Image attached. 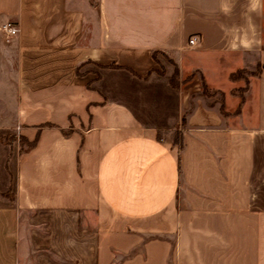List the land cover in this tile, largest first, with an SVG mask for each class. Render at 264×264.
Returning a JSON list of instances; mask_svg holds the SVG:
<instances>
[{
  "label": "crops",
  "instance_id": "1",
  "mask_svg": "<svg viewBox=\"0 0 264 264\" xmlns=\"http://www.w3.org/2000/svg\"><path fill=\"white\" fill-rule=\"evenodd\" d=\"M246 3L0 0V264H264V12L251 50L226 34Z\"/></svg>",
  "mask_w": 264,
  "mask_h": 264
},
{
  "label": "clouds",
  "instance_id": "2",
  "mask_svg": "<svg viewBox=\"0 0 264 264\" xmlns=\"http://www.w3.org/2000/svg\"><path fill=\"white\" fill-rule=\"evenodd\" d=\"M234 7V0H221V11L225 15H230ZM262 12H264V0H247L245 10L242 13L246 21L245 25L226 29V34L230 37L228 46L232 51L251 50L261 43L258 39L257 26L253 16L260 15Z\"/></svg>",
  "mask_w": 264,
  "mask_h": 264
},
{
  "label": "rangeland",
  "instance_id": "3",
  "mask_svg": "<svg viewBox=\"0 0 264 264\" xmlns=\"http://www.w3.org/2000/svg\"><path fill=\"white\" fill-rule=\"evenodd\" d=\"M7 41V40H6ZM9 67V65L7 66V68ZM255 70H253L252 72H254ZM250 71H242V72H240L239 73V76H244V77H246V75L247 74H250L249 73ZM173 81V83L174 84H179V82H180V78L177 76V77H175L174 76V78L171 80V82ZM227 83H230L226 78H223L222 79V81L220 82V85L222 84L223 85V88H225L226 86V84ZM0 93H2L1 92V89H0ZM203 93L204 94H206V95H208L209 97L206 99V101L208 102V103H211V104H213L214 106H216L218 109H219V111L221 112V114H223V115H226L227 113L226 112H229L228 114L229 115H234V112H235V109H231V107H233L235 104H236V102H235V100L234 99H230L229 98V96L227 97V99H226V104H227V109H230V111H232V112H230V111H227V109L225 108V106L223 105V100H222V97H221V95L220 94H218L217 93V91H215V92H210V90H208L207 88L206 89H204V91H203ZM239 93H240V91H239ZM0 103H5L6 104V102L3 100V98L0 96ZM7 105V104H6ZM6 107V106H5ZM7 108V107H6ZM4 116V115H3ZM173 136L171 137V140H173V141H180L179 139H180V135L176 132V131H174V133L172 134ZM26 147H28V144L26 143V144H24Z\"/></svg>",
  "mask_w": 264,
  "mask_h": 264
},
{
  "label": "built area",
  "instance_id": "4",
  "mask_svg": "<svg viewBox=\"0 0 264 264\" xmlns=\"http://www.w3.org/2000/svg\"><path fill=\"white\" fill-rule=\"evenodd\" d=\"M0 28L7 40L14 37L18 33V27L10 21L4 22ZM195 42H196V37L195 36L190 37L189 43L194 44ZM17 129H19V127H17Z\"/></svg>",
  "mask_w": 264,
  "mask_h": 264
},
{
  "label": "trees",
  "instance_id": "5",
  "mask_svg": "<svg viewBox=\"0 0 264 264\" xmlns=\"http://www.w3.org/2000/svg\"><path fill=\"white\" fill-rule=\"evenodd\" d=\"M263 67H264V65H263ZM259 69H260L259 66L256 67L255 71L252 72V73H253V74H256V73L259 71ZM242 71H244V70H238V71L232 73V74L230 75V78H231V79H236V78L240 77V76H239V73L242 72ZM174 76L177 77V71L172 75V77H171V79H170V83H171L173 86L176 87V86H178L179 84L177 85V84H174L173 81L171 82V80L174 78ZM204 89H206L205 86H204Z\"/></svg>",
  "mask_w": 264,
  "mask_h": 264
}]
</instances>
